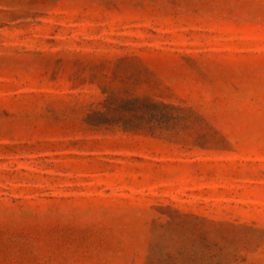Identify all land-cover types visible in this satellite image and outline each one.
Wrapping results in <instances>:
<instances>
[{
    "label": "rangeland",
    "instance_id": "1",
    "mask_svg": "<svg viewBox=\"0 0 264 264\" xmlns=\"http://www.w3.org/2000/svg\"><path fill=\"white\" fill-rule=\"evenodd\" d=\"M0 264H264V0H0Z\"/></svg>",
    "mask_w": 264,
    "mask_h": 264
},
{
    "label": "trees",
    "instance_id": "2",
    "mask_svg": "<svg viewBox=\"0 0 264 264\" xmlns=\"http://www.w3.org/2000/svg\"><path fill=\"white\" fill-rule=\"evenodd\" d=\"M100 115L111 118L113 127L122 132L153 133L161 130L168 119L166 111L175 112L172 106L154 102L148 98H132L129 100L106 96L100 104Z\"/></svg>",
    "mask_w": 264,
    "mask_h": 264
}]
</instances>
